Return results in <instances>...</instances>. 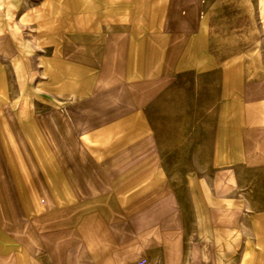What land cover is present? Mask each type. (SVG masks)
<instances>
[{
  "label": "crops",
  "instance_id": "obj_1",
  "mask_svg": "<svg viewBox=\"0 0 264 264\" xmlns=\"http://www.w3.org/2000/svg\"><path fill=\"white\" fill-rule=\"evenodd\" d=\"M0 264H264V0H0Z\"/></svg>",
  "mask_w": 264,
  "mask_h": 264
}]
</instances>
